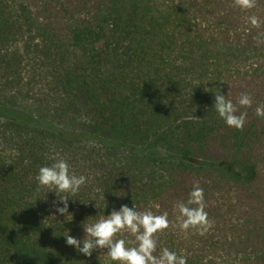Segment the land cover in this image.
Masks as SVG:
<instances>
[{
	"label": "trees",
	"instance_id": "trees-1",
	"mask_svg": "<svg viewBox=\"0 0 264 264\" xmlns=\"http://www.w3.org/2000/svg\"><path fill=\"white\" fill-rule=\"evenodd\" d=\"M217 92L247 114L242 129L211 109ZM260 105L264 0H0V264H109L106 249L84 257L63 236L82 239L121 205L167 213L154 256L264 264ZM157 148L165 156L146 150ZM61 158L87 178L68 197L72 219L35 181ZM194 185L204 231L179 227L177 204Z\"/></svg>",
	"mask_w": 264,
	"mask_h": 264
},
{
	"label": "clouds",
	"instance_id": "clouds-1",
	"mask_svg": "<svg viewBox=\"0 0 264 264\" xmlns=\"http://www.w3.org/2000/svg\"><path fill=\"white\" fill-rule=\"evenodd\" d=\"M234 2L241 9H250L254 6L255 0H234ZM250 21L252 24L257 23L255 17H251ZM237 104L239 107L247 108L251 106L252 99L247 93H241ZM211 109L226 126L236 130L242 129L247 114L241 112L237 115V105L227 99V96L220 95L219 92L215 93ZM256 114L257 116H264V105L256 108ZM35 181L38 187L49 188L51 191L48 193H54L58 197L63 207H58L56 211L65 216L67 214V202L71 200L68 197L75 196L81 186L87 182V178L84 175L78 176L70 172L68 163L61 158L56 159L50 166L40 167L35 176ZM59 193L65 195H58ZM105 208L106 202L103 211ZM177 208L181 230L191 228L204 231L207 229L208 220L204 210L203 189L198 185L193 186L187 201L177 204ZM67 215L71 217L70 214ZM168 226L167 213L154 215L151 211L139 212L133 206L129 208L126 205H121L118 210L113 209L108 215L102 214L96 221L84 225L82 227L84 233L82 239L72 237L68 231L67 235L63 237L67 246H71L84 257H90L94 250L106 249L105 255L109 264H186L184 256H178L167 248L161 251L159 257L153 255L157 246L154 234ZM125 231L134 236L133 241L126 242L124 239L114 238L117 234ZM126 244H134L135 246L129 247Z\"/></svg>",
	"mask_w": 264,
	"mask_h": 264
},
{
	"label": "rangeland",
	"instance_id": "rangeland-1",
	"mask_svg": "<svg viewBox=\"0 0 264 264\" xmlns=\"http://www.w3.org/2000/svg\"><path fill=\"white\" fill-rule=\"evenodd\" d=\"M6 107H7L8 109H11V110H13V111H17V112H19V113H21V112L24 113V111H25L24 108L21 107V106H13V107L6 106ZM25 112H26V111H25ZM7 121H8V120H7L6 118H3V117L0 116V125H1V124H5ZM146 150H148V151H147L148 153H152V154L157 155V156H159V157H161V156H165V151L162 150V149H160V148L153 149V150H150V149H146Z\"/></svg>",
	"mask_w": 264,
	"mask_h": 264
}]
</instances>
